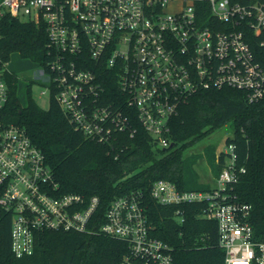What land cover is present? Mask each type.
<instances>
[{
	"label": "built area",
	"instance_id": "2783aa9c",
	"mask_svg": "<svg viewBox=\"0 0 264 264\" xmlns=\"http://www.w3.org/2000/svg\"><path fill=\"white\" fill-rule=\"evenodd\" d=\"M5 14L44 24L52 60L34 80L45 82L76 128L99 142L120 131L134 135L138 121L157 146L171 147L170 121L198 91L232 87L251 101L264 97V66L252 47H264V0H0V19ZM103 66L114 71L124 99L104 97ZM8 71L0 56V207L12 216L13 253L31 254L46 230L98 231L128 243L121 264H174L171 247L151 232L142 192L113 199L98 216V196L59 194L42 149L4 116ZM221 152L211 190L159 179L150 194L161 204L202 203V215L218 223L225 264H264L252 207L230 194L245 168L237 167L234 144Z\"/></svg>",
	"mask_w": 264,
	"mask_h": 264
},
{
	"label": "trees",
	"instance_id": "16d2710c",
	"mask_svg": "<svg viewBox=\"0 0 264 264\" xmlns=\"http://www.w3.org/2000/svg\"><path fill=\"white\" fill-rule=\"evenodd\" d=\"M256 58L264 66V47L253 43ZM50 40L44 24L23 21L5 14L0 19V56L12 53L29 58L50 71ZM108 100L124 96L113 70L98 69ZM10 96L4 110L10 122L24 126L42 149L56 180L59 194L76 192L100 199L96 216L113 199L142 192L152 234L166 242L174 264H225L226 250L220 244L218 223L202 215V203L161 204L150 194L159 179L174 182L183 190L208 191L195 168L200 155L184 151L229 124L233 131L226 145L234 144L237 167L245 168L230 189L233 200L251 205L250 222L264 238V97L251 101L245 91L224 87L203 89L183 103L170 121L171 147L157 146L138 121L134 135L115 134L110 143L99 142L77 129L52 94L48 109L41 108L27 89L28 104L18 97L19 76L7 72ZM203 156L218 176L225 153L205 148ZM178 211H180L178 213ZM12 216L0 207V264H121L128 243L102 232L46 230L36 237L34 251L17 257L11 247Z\"/></svg>",
	"mask_w": 264,
	"mask_h": 264
},
{
	"label": "rangeland",
	"instance_id": "374dc122",
	"mask_svg": "<svg viewBox=\"0 0 264 264\" xmlns=\"http://www.w3.org/2000/svg\"><path fill=\"white\" fill-rule=\"evenodd\" d=\"M7 65L11 71L19 76L18 97L22 105L26 106L28 104L27 89L32 82V97L41 108L48 109L52 98V92L45 82L34 80L35 73L40 69V65L29 58H22L18 52L11 54L10 59L7 61ZM232 131L231 125L227 124L184 151V156L187 157L191 154H201V157L195 164V168L200 174L201 182L209 184L212 187L218 184V176L214 173L206 156L202 154L205 148L209 146L216 147L217 152L222 150L226 146V138Z\"/></svg>",
	"mask_w": 264,
	"mask_h": 264
}]
</instances>
